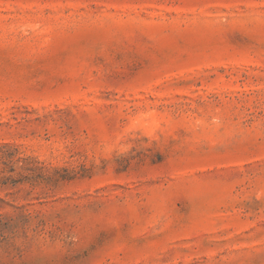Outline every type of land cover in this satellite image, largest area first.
<instances>
[{"label": "rangeland", "instance_id": "374dc122", "mask_svg": "<svg viewBox=\"0 0 264 264\" xmlns=\"http://www.w3.org/2000/svg\"><path fill=\"white\" fill-rule=\"evenodd\" d=\"M0 264H264V0H0Z\"/></svg>", "mask_w": 264, "mask_h": 264}, {"label": "trees", "instance_id": "16d2710c", "mask_svg": "<svg viewBox=\"0 0 264 264\" xmlns=\"http://www.w3.org/2000/svg\"><path fill=\"white\" fill-rule=\"evenodd\" d=\"M2 236H3V235H2ZM3 239H5V237H4Z\"/></svg>", "mask_w": 264, "mask_h": 264}]
</instances>
